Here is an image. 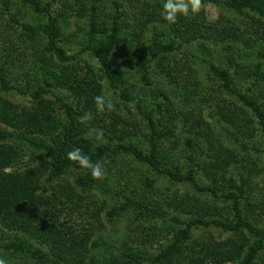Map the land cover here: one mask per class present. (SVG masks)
Returning <instances> with one entry per match:
<instances>
[{
	"label": "rangeland",
	"instance_id": "374dc122",
	"mask_svg": "<svg viewBox=\"0 0 264 264\" xmlns=\"http://www.w3.org/2000/svg\"><path fill=\"white\" fill-rule=\"evenodd\" d=\"M40 1L42 12L35 11L23 0H7V3L0 0V69H3L11 87L7 90L0 84V97L28 108L35 101L32 93L41 88L42 96L53 101L62 123L63 115L55 95L65 96V101L71 95L66 90L46 85L44 81L45 78L53 81L49 73L57 71V66L62 63L53 50L47 51L48 41L42 32H26L13 18L16 17L19 23L37 27L47 22L48 13L60 12L58 45L79 64L82 61L90 63L99 75L97 60L86 47L89 43L88 17L85 13L76 14L81 7H89L91 0ZM115 2L120 4L119 11L123 14L120 35L126 37V45H133V32L123 19L128 22L132 19L129 2L135 4V0H100V32L102 35L109 32L110 17L117 10ZM143 2L158 8L163 0H137V5L142 7ZM228 2L201 0L200 12L189 17H200L206 23L227 21L238 28L235 37L219 40L218 37L203 36L184 42L172 36L165 23L154 22L152 28L145 29L134 65L124 66L117 51L113 54L114 66L123 84L115 88L105 76L99 78L102 94L113 105L110 111L138 125L127 141L135 143L144 154L150 153L146 121L137 108L130 107L121 98L120 91L127 87L133 94L138 92L142 98L141 111L152 109L153 115L163 124L168 120V113L175 115L173 124H169L173 129L172 135L159 141L160 159L166 168L181 175L191 173L194 182L174 181L123 152L105 154L99 161L105 169V176L88 191L98 204H104L95 224L93 239L97 244L90 252L88 264H241L258 238L237 222L231 194L239 202L242 219L264 230V128L256 109L247 103V100H252L264 114V32L257 25L258 21L264 22V14L249 7L240 11ZM160 23L166 29L165 41L173 45L172 52H176L181 61L186 56L192 66V80L187 86L169 80L154 60L148 68V76H140L145 45ZM214 69L227 73V85ZM244 97L247 100H243ZM230 102L252 119L254 128L250 130L251 134L245 133L240 126L233 127L219 113V108L227 107ZM198 111L211 127V139L199 134L198 139L191 138L182 126L184 114ZM96 129L97 132L90 127L86 133L92 147L107 141L101 129ZM0 133V143L11 142L21 149L17 163L20 168L32 167L39 162L49 165L48 159L37 157L44 152L17 137L15 128L0 122ZM51 138L46 137L48 140ZM210 156L223 157L218 169L207 165ZM87 172L90 171L69 169L63 174V179L73 181L76 174ZM43 187L49 192L47 184L44 183ZM128 198L140 202L146 209L127 207L115 216L106 213L112 207L121 206ZM179 198L185 201L181 206H174V201ZM185 228L187 236L177 244L181 248L177 246L176 251L168 254L167 260H154L157 253L174 241L177 231ZM145 233L152 236V241L143 242ZM19 235V232L0 223V259L5 260V264L32 262L28 254L11 248L14 238ZM259 241L261 246L252 258L253 264H264V238ZM239 245L242 246L239 256L225 260L227 247L237 248ZM194 249L198 252L192 253ZM128 250L139 255L136 262L125 256ZM199 259L202 260L197 261Z\"/></svg>",
	"mask_w": 264,
	"mask_h": 264
},
{
	"label": "trees",
	"instance_id": "16d2710c",
	"mask_svg": "<svg viewBox=\"0 0 264 264\" xmlns=\"http://www.w3.org/2000/svg\"><path fill=\"white\" fill-rule=\"evenodd\" d=\"M23 2L31 5L37 12L44 10L40 7V0H23ZM3 3H7V0H3ZM99 3L100 0H91L89 7L86 9L81 7L80 11L76 10V14L85 13L88 17L89 43L86 47L97 60L99 75L90 63L82 61L79 64L58 45L61 35L60 12L51 14L46 12L48 13L47 22L37 27L25 22L19 23L16 17L13 18L26 32L40 31L46 36L47 51L53 50L62 65L57 66V71H50L49 76L53 81L50 82L47 78L44 81L46 85L66 90L71 95L66 101L65 96L55 95L63 115L62 123L58 119L53 101L42 96L41 88L32 93L35 101L28 108L0 97V122L15 128L17 137L27 140L38 151L44 152L43 155L37 157L49 160V165L39 162L32 167L20 168L17 163L21 157V149L11 142L0 143V223L20 233L18 238H14L11 248L13 251L28 254L32 258L31 264H88L90 252L97 244L93 239L96 232L95 224L101 216L104 204H98L88 191L95 182L101 179H94L90 172L83 175L76 174L73 181L63 179V174L69 169L82 170L66 158L67 152L74 148H79L92 163L99 162L105 154L123 152L148 164L157 172L166 174L174 181L194 182L191 173L181 175L177 171L166 168L160 159L159 141L172 135L173 129L169 124H173L172 120L175 117L173 113L167 114L168 120L163 124L160 118L153 115L152 109L141 111L142 98L138 92L133 94V91L127 87L120 91L121 98L128 102L130 107L137 108L146 121L150 144V153L147 155L135 143L127 141L132 132L137 129V124L130 123L128 118H119L108 109L97 112L94 97L103 95L99 78L105 76L109 84L115 88L123 84L118 69L114 66L113 54L117 51V56L125 64L124 66L134 65L137 60L136 50L141 44V38L145 35V29L152 28L154 22L155 24L165 23L172 36L184 42H190L203 36L218 37L219 40H223L235 37L238 30L236 26L227 21L226 23L215 20L206 23L200 17L178 16L176 23L169 24L161 16L162 4L158 8H152L150 4L143 2L141 7L135 0V4L129 2L132 19L129 22L123 19L125 24L128 23L127 26L134 36V44L126 45V37L120 35L121 18H123V14L119 11L120 4L115 2L117 10L110 17L109 32L102 35L99 27ZM228 4L240 11L243 7H249L264 14V0H229ZM4 6L7 7L6 4ZM257 25L264 32V22L258 21ZM164 28V25L160 23V26L153 30L148 44L145 45L146 52L142 57L140 76L142 78L148 76V68L154 60L169 80L187 86L192 80V66L186 56L182 57L184 60L181 61L176 56L177 53L172 52L173 45L165 41L167 34ZM214 71L225 85L229 83L226 72L219 69H214ZM0 84L4 89L11 88L3 69H0ZM243 100L247 99L244 97ZM247 103L256 109L264 128V114L253 105L252 100H247ZM219 110V113L233 127L240 126L245 133H252L250 131L254 128L252 119L234 103L230 102L227 107H220ZM238 112H241L240 117ZM182 126L191 138L198 139V134L204 138H212L211 127L199 111L194 114H184ZM90 127L96 132V128L101 129L107 141L92 147L93 144L86 135ZM47 136L52 138L48 140ZM210 158L207 165L218 169L223 157L212 158L210 156ZM44 183L48 185L49 192L45 191ZM207 188L213 191L212 188ZM231 197L237 222L247 232L258 238V241L255 240L253 246L246 252L244 261L241 262V264H253L252 258L261 246L259 239L264 238V230L245 222L241 217L238 200L232 194ZM184 201L179 198L174 201L176 203L174 206H181ZM262 204L264 208V203ZM127 207L146 209L140 202L128 198L121 206L112 207L106 213L115 216ZM176 234L174 241L157 253L154 260L158 262L167 260L168 254L176 251L178 247L181 248V245L177 244L180 239L186 238L187 228L177 231ZM144 235L143 242L152 241L151 235L148 233ZM203 248L206 250V246ZM241 251V245L237 248L229 246L225 251L224 259H235ZM197 252V249L192 251V253ZM125 256L136 262L139 255L128 250ZM200 260L202 259L197 261Z\"/></svg>",
	"mask_w": 264,
	"mask_h": 264
},
{
	"label": "clouds",
	"instance_id": "9594fccd",
	"mask_svg": "<svg viewBox=\"0 0 264 264\" xmlns=\"http://www.w3.org/2000/svg\"><path fill=\"white\" fill-rule=\"evenodd\" d=\"M200 10L201 0H163L161 16L167 23L174 24L178 16H194ZM94 104L97 112H103L106 109L111 110L113 106L111 100L106 95H97L94 97ZM66 158L77 164L81 169L89 170L94 179H102L105 176V169L102 165L99 162L93 164L89 157L82 153L79 148H74L67 152ZM0 264H5V260L0 259Z\"/></svg>",
	"mask_w": 264,
	"mask_h": 264
}]
</instances>
